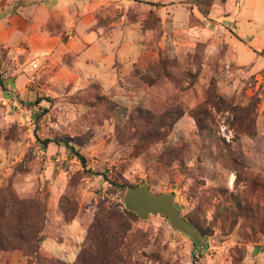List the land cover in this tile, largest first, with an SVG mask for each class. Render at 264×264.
Wrapping results in <instances>:
<instances>
[{
  "label": "rangeland",
  "instance_id": "374dc122",
  "mask_svg": "<svg viewBox=\"0 0 264 264\" xmlns=\"http://www.w3.org/2000/svg\"><path fill=\"white\" fill-rule=\"evenodd\" d=\"M38 1L60 0H0V212L36 240L0 264H264V0L207 17L195 0H71L99 56L15 41ZM142 184L174 193L204 240L127 211Z\"/></svg>",
  "mask_w": 264,
  "mask_h": 264
},
{
  "label": "crops",
  "instance_id": "0c3cea01",
  "mask_svg": "<svg viewBox=\"0 0 264 264\" xmlns=\"http://www.w3.org/2000/svg\"><path fill=\"white\" fill-rule=\"evenodd\" d=\"M1 3L2 2H0V6L2 5ZM70 3H72L71 0H60L56 6L48 7L43 1H38L23 7L22 11L24 14L28 15V19L26 21L25 29L20 32V34H17L15 41L23 40L24 42H27L34 55H43L54 50H63L65 47H71L72 50H86V55L89 56H99V54L103 52V45H100V43L96 42L95 45L87 46V42L91 40L94 41V34H89L86 32L83 33L81 31L74 32L72 28L69 29V27L72 26L71 21L77 20L76 16L73 15V11L68 10ZM64 10H67V13L65 14L69 15L65 17L66 19L63 27L64 31L67 32L65 34L67 37L64 38L63 35L65 32L63 31L56 35H51L47 31L44 32L42 28L43 21L45 22L44 19L46 18V14L49 13V11H54L57 13L58 11ZM86 19L87 18L83 20V25L85 27L88 25ZM4 21L5 20H3V17L0 18L1 26H3ZM69 34L71 37L68 36Z\"/></svg>",
  "mask_w": 264,
  "mask_h": 264
},
{
  "label": "water",
  "instance_id": "95a60500",
  "mask_svg": "<svg viewBox=\"0 0 264 264\" xmlns=\"http://www.w3.org/2000/svg\"><path fill=\"white\" fill-rule=\"evenodd\" d=\"M124 204L127 211L146 221L151 216L160 215L168 219L176 230L199 243L203 234L185 219L176 205L174 193H153L146 184L130 186L125 194Z\"/></svg>",
  "mask_w": 264,
  "mask_h": 264
},
{
  "label": "trees",
  "instance_id": "16d2710c",
  "mask_svg": "<svg viewBox=\"0 0 264 264\" xmlns=\"http://www.w3.org/2000/svg\"><path fill=\"white\" fill-rule=\"evenodd\" d=\"M197 7L199 9V11L204 15V16H209L211 13V8L214 4L215 0H195ZM225 1V0H224ZM261 55L264 57V49L261 51ZM2 80L0 77V84H2ZM49 143H51L50 140H46L43 145L44 147H46ZM56 143H63L64 145L71 147L70 144L68 143V141L66 140H62ZM71 149H74L73 147H71ZM77 155L83 160V162H85V158L83 156H81L78 152ZM3 192L0 190V200L3 197ZM17 203H22L20 201H17L16 199H12L10 200V205H16ZM8 208V206H7ZM133 215V214H132ZM134 216V215H133ZM193 225L194 223L192 221H190ZM196 226V225H194ZM35 227V225H34ZM42 232L41 230L38 231L37 235L35 238L38 237L39 233ZM35 242L36 240H34V242H30V240L28 239V237H26L24 231H22L20 228H18L17 226H13L8 220H7V215H6V211H1L0 212V252L2 251H8V250H22V245L23 244H27L28 245V250H33L36 252L35 249ZM264 251V246H258L255 249L256 253H260ZM90 261V258L87 259L85 253H82L79 256L78 262L76 264H86L87 262ZM56 264H63L60 261H57Z\"/></svg>",
  "mask_w": 264,
  "mask_h": 264
}]
</instances>
